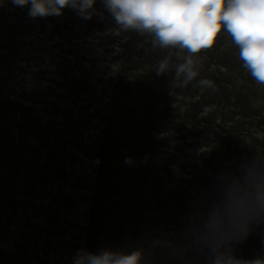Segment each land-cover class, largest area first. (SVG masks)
<instances>
[{
  "label": "rangeland",
  "instance_id": "rangeland-1",
  "mask_svg": "<svg viewBox=\"0 0 264 264\" xmlns=\"http://www.w3.org/2000/svg\"><path fill=\"white\" fill-rule=\"evenodd\" d=\"M30 7L0 0V264L264 259V84L232 38L185 84L187 52L121 29L103 0L90 17Z\"/></svg>",
  "mask_w": 264,
  "mask_h": 264
},
{
  "label": "clouds",
  "instance_id": "clouds-1",
  "mask_svg": "<svg viewBox=\"0 0 264 264\" xmlns=\"http://www.w3.org/2000/svg\"><path fill=\"white\" fill-rule=\"evenodd\" d=\"M116 24L124 30L150 34L154 47L179 48L187 52L184 63L176 67V77L183 83L195 79V57L213 47L223 29L239 49L243 67L257 83L264 84V0H103ZM18 6L31 5L32 17L59 15L64 7H73L90 17L95 0H13ZM168 59L159 62L157 74L164 72ZM200 84L213 88L210 80ZM130 159V158H129ZM217 227L225 218H213ZM75 264H143L142 250L130 252L103 250L99 254L78 255ZM215 264H264V259L244 261L234 255L218 256Z\"/></svg>",
  "mask_w": 264,
  "mask_h": 264
},
{
  "label": "bare ground",
  "instance_id": "bare-ground-1",
  "mask_svg": "<svg viewBox=\"0 0 264 264\" xmlns=\"http://www.w3.org/2000/svg\"><path fill=\"white\" fill-rule=\"evenodd\" d=\"M95 12H96V9L93 10L92 15H94ZM84 56H87V58H89L90 60H92V62H90V63L87 64V65H88V66H87L88 69L95 70V71H99L98 69H100V67H101V68L103 67V66H101V65L98 66L96 62H93V59H99V58H101V54H100V52H99V53H95V52L85 51V52H84ZM96 67H97L98 69H97ZM91 70H90V71H91Z\"/></svg>",
  "mask_w": 264,
  "mask_h": 264
}]
</instances>
